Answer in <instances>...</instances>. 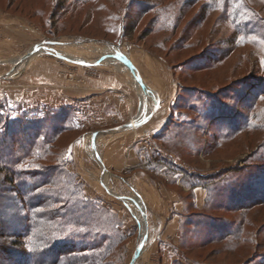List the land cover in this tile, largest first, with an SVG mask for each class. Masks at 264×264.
Here are the masks:
<instances>
[{
    "label": "rangeland",
    "instance_id": "374dc122",
    "mask_svg": "<svg viewBox=\"0 0 264 264\" xmlns=\"http://www.w3.org/2000/svg\"><path fill=\"white\" fill-rule=\"evenodd\" d=\"M247 1L264 16V4ZM211 7L204 0H0V119L9 126L0 152L10 159L13 170L27 172L15 182L17 188L3 183L0 187V243L5 249H0V264L27 261L19 260L23 247L12 242L23 236L30 223L36 221L44 233L61 226L54 235L67 234L60 232L74 223L69 208L80 201L79 196L92 205L88 212L99 207L101 218H111L113 225L105 220L102 225L91 222L89 231L87 226L72 227L70 235L84 241V246H99L96 252L114 247L105 253L104 264H130L144 233L142 212L129 201L137 193L149 228L135 264H264V202L250 206L246 200L242 211L228 202L235 195H245L244 189L256 188L252 180H236L246 171L257 172L256 166L264 163L260 158L264 154V55L254 46L241 47L230 22ZM45 41L58 44L42 45ZM39 44L34 55L19 61ZM117 51L133 63L146 90ZM200 57L207 66L192 69ZM143 95L151 108L147 115L152 116L157 105L156 113L163 109L161 116L167 123H157L163 125L158 129L154 125L101 134L96 150L102 160L108 145L124 137L132 142L127 149L141 157L139 165L134 162L123 169L104 163L105 171L96 159L92 135L131 122L139 115L136 104L144 105ZM211 112L217 119L205 123L199 114ZM253 112L260 119L248 131L222 138L228 124L241 123ZM171 116L173 130L165 143L159 134ZM192 121L198 129L189 135L184 128ZM27 130L34 131L33 139L40 145L22 153L18 147L22 140L12 144L11 137L18 140ZM191 174L216 183L222 191L218 197L222 208L194 218L211 222L192 231L203 232L202 238L209 240L193 242L197 246L189 248L182 245L183 230L175 224H181L184 213L200 214L184 211L192 191L196 208L204 207L197 206L196 188L183 182ZM198 187L206 191V203L208 190ZM258 192L263 194V188ZM50 214L54 224H49ZM240 217L246 221L242 226L250 241L229 251L226 223ZM67 222L71 225L64 226ZM214 225L223 226L222 231L215 234ZM166 232L171 236L162 240ZM101 233L108 239H102ZM117 233L126 236L121 244ZM152 234H159L162 244ZM50 260V255L42 258Z\"/></svg>",
    "mask_w": 264,
    "mask_h": 264
},
{
    "label": "trees",
    "instance_id": "16d2710c",
    "mask_svg": "<svg viewBox=\"0 0 264 264\" xmlns=\"http://www.w3.org/2000/svg\"><path fill=\"white\" fill-rule=\"evenodd\" d=\"M259 1L262 4H264V0H259ZM204 3H207V6H209V9L212 6L211 7L212 9H214L215 11H219L222 16H225V18L230 22L231 26L233 27L235 36L238 37L237 41L240 42L241 47H246V46L253 47L254 46L257 49L261 50V53L263 52V55H264V16L261 14L259 10L251 6L247 0H204ZM256 4L258 3L256 2ZM142 7L145 8L147 6H144L142 4ZM156 7L157 5L151 8H156ZM261 58L263 59L264 57H261ZM199 61H200L199 64H193L191 68L200 69L202 68V66H204V68L207 66L205 64L203 57H200ZM257 84L262 85V83L260 82H258ZM262 96H263V92H262ZM219 109L220 108L217 107V111H219ZM213 112L209 114L204 113V114H199V115L205 121V123H208L207 121H215L217 119L214 116ZM63 117L66 118V115ZM172 119L174 120L173 116H171L170 121L163 129L164 132H161L159 134V136L162 137L163 140H165L164 141L165 143L170 138L168 137V134L171 132L170 130L172 129L170 127L171 126L170 124L172 123L171 122ZM222 119L223 118L219 119L218 125L223 124ZM258 119H260L258 114L256 112H253L248 119L242 121L241 123H238L235 121L231 125L228 124L229 129L222 134V138L226 140V139L233 137L234 135L237 136L238 133H243L245 131H248L251 128L252 123ZM0 121H1L0 122L1 123L0 124L1 126L0 142L4 144L7 142L8 137H9V134H8L9 126H7V123L2 122L1 119ZM28 124H31V123H28ZM188 125H189L187 127L188 129L184 128V130L187 133H189V135L194 133L193 129H198L194 125V121L190 122ZM179 128L181 129V127ZM33 132L34 131L28 132V130L26 132L24 131L23 133L17 136L18 140H16L14 137H11L10 143L17 144V142L22 140L21 142L18 143L20 145L18 146L20 148V151H22V153H26V150H28L31 147L33 151L35 147L37 148L40 145V144H37L38 139H33L34 137L32 134ZM45 137L46 136L44 135V138ZM44 152L48 153V149L47 150L44 149ZM3 157L4 156H2L0 152V177H1L0 187L3 183V184H6L7 186L9 184L10 186L17 188V183L15 182L18 180H22L24 175L27 174V172L24 170H13L9 165L10 159L7 160V159H4ZM260 158L263 159V162H264V154H262ZM21 161H22V157L20 156V153H18L16 163L19 164ZM256 170L257 172H250L251 170L246 171L245 174H243L242 176H239L236 180V181L241 182L243 179H247L248 181L252 180L253 182L257 184L255 189L249 188V191L247 189H244V193H246L245 195L243 194L239 196L235 195L234 198L228 199L230 200L228 201L229 203H231L232 201L234 202L233 205L237 206L235 208L237 211L245 210L243 208H246V207H243L242 204H244L246 200H250V206L257 205L259 203L264 202V193L262 194L261 192H258V190L262 188L264 191V163L260 164L259 166H256L255 171ZM2 179H5V181H2ZM194 180L195 182H192ZM44 181L47 183L48 180L44 179ZM209 181H206L204 178L196 177V175L194 174H191L188 178H185L183 180V182L189 185L190 188L194 189L198 186H203L208 190V198H207V201L203 209L196 208V206L194 205V200H191V198H194L195 196L193 191L191 192L193 196L189 194L191 197L190 201H188L187 204H185V209H184L185 212L186 211L188 212L189 210H194L200 213V214H196L195 212V213L190 214L188 212L189 214L188 213L182 214V218H181L182 220L180 224V227L183 230L182 245H189V248L197 246V244H193V242L198 243V242H203V241L205 242L209 240L207 236H205L204 239L202 238L203 232L196 231L197 232L196 233L192 231L194 229L197 230L198 227L201 225L207 228V226H209L211 222L209 223L203 220H196L194 218L198 216L202 217L203 215L211 211H214L217 208L218 209L222 208L220 205L221 203L219 204L218 202L219 194H221L222 191L216 189V186H217L216 183H213V182L211 183ZM22 185L23 183L20 184V187L18 188L19 191L23 188ZM223 191H225V188ZM228 191L229 189L226 191L227 195H228ZM79 198H80L79 199L80 201L73 204V206L69 208V215L74 214V219L72 221L74 223H72L71 227H67L66 229L60 232V233H67V234L62 235V236H58L57 234L54 235V233L59 231L58 229L60 230L63 229V227L61 226H56L55 228L49 227L50 229H48V231L44 233L41 231V229L38 230V225H36L37 224L36 221L33 222V224L30 223L27 225V229L25 230V233L23 234V236L21 237V235H18L17 238L14 239L12 242L15 246L19 248L23 247L22 253H19L18 255L19 260L24 261L26 258H28L26 259L27 263L25 262L24 264H100V263L104 264L103 261H105L104 259L105 253L112 252L114 247L109 246L110 248L105 251L96 252L94 249L95 248L97 249V247L99 246L97 247H89L86 245L84 246L83 244L84 241H79V239H77L76 237L73 238L70 235L71 233L70 228L72 227L86 228L87 226V230L89 231L90 229L88 228L91 222H93V224H96V225L98 224L102 225L103 223H105V221H107L108 224H112V220L111 218L102 219L101 216H103V214L101 210L99 209V207L97 206H95V208H93L91 212H88L89 208H91L92 205L88 206L87 201L84 200L82 196H79ZM39 216L40 218L44 217L42 216V214H40ZM51 219H54V217L51 216L50 214L49 221H51ZM243 222L246 223V221H244V217L242 218L240 217V219L237 220L236 222H233V224L229 222L226 223V224H229L228 226L229 229L227 230L226 233H228V235H230V238H231V240L229 241V244L227 245L228 246L227 248L229 249V251H232V249L235 250L239 248L240 246H243L244 244H246V242L250 241V239L247 236H245L246 231L245 229H243L244 227L242 226ZM49 224H54V223L51 221L49 222ZM69 225H71V222L64 223V226H69ZM214 227L217 229L214 232L216 234L217 232L220 233L222 231L221 228L223 226L217 228V226L214 225ZM214 233L212 234L214 235ZM117 234H118L117 238L119 240V243L121 244L124 241V238H126V236L121 235V233L120 234L117 233ZM14 236H10V237H14ZM101 237L102 239L104 238L107 240L109 236L101 233ZM0 249H2L1 243H0ZM3 251H5V249ZM90 251H93V252H90ZM46 255L51 256V260L49 262L42 261V258ZM29 257H31V259H29ZM194 261H199V260L195 259Z\"/></svg>",
    "mask_w": 264,
    "mask_h": 264
},
{
    "label": "crops",
    "instance_id": "0c3cea01",
    "mask_svg": "<svg viewBox=\"0 0 264 264\" xmlns=\"http://www.w3.org/2000/svg\"><path fill=\"white\" fill-rule=\"evenodd\" d=\"M72 60L74 59V58H71ZM75 60H78V61H80V62H85L82 58H79V57H77V58H75ZM86 63V62H85ZM88 65H90V64H88ZM137 73V72H136ZM132 75H133V73H132ZM154 94H155V92H154ZM143 97H144V105H143V107H142V105L141 104H136V108L137 109H140V111H138L139 112V115L136 117V118H134L132 121H138V122H140V121H142V120H144V118H146L148 115H147V113L149 112V111H151V108H150V106L148 105V103L146 102V100H145V98H146V96L145 95H143ZM158 100H159V95H157V93H156V101L158 102ZM159 105V104H158ZM131 107H133L134 108V105L133 106H131ZM155 107H157V108H159V106H157V105H155L154 106V108ZM163 109H161V111H162ZM158 111V110H157ZM160 111V114L159 113H156V112H153V114H152V116H150L149 117V120L147 121V122H145L144 124H142V125H140L139 127H137V128H133V129H141V127H143V129H146L147 130V128H146V126H148V127H150V128H152V127H154V125H156V127H157V123H159V122H165L164 121V118L161 116L162 115V112ZM144 113V114H143ZM156 113V114H155ZM159 114V115H158ZM168 120V119H167ZM131 121V122H132ZM129 122H127V123H125V124H128ZM165 123H167V121L165 122ZM125 124H123V125H125ZM122 125V126H123ZM122 126H119V127H122ZM163 126V125H162ZM161 126V127H162ZM160 126H158L156 129H158ZM160 127V128H161ZM116 128H118V127H116ZM114 129V128H113ZM133 129H125V130H119V131H110V132H108V133H105L106 131L105 130H103V131H101V133L98 135V137L101 135V134H109V133H120V132H125V133H129L130 131H133ZM109 130H112V129H109ZM97 137V138H98ZM126 137H128V136H126ZM132 145V142H129L128 141V138H125L124 137V140L123 141H121V142H112V143H110V145H108V148L107 149H105V152H104V155L102 156L103 157V161H104V163H105V166H109L111 169H123V168H127V167H129L131 164H133L134 162H135V164H136V162H137V164L139 165L140 164V158L141 157H139L140 155H139V153L137 154V151L136 152H134V150L133 149H127V148H129L130 146ZM108 155H112V157H111V160H110V162H109V159H108ZM114 163V164H113ZM111 164V165H110ZM137 166V165H136ZM107 178V177H106ZM104 183H105V185L106 186H108V180L106 179L105 181H104ZM195 193H196V198H197V206L198 207H203L204 206V203H205V194H206V191L202 188V187H196V189H195ZM137 195H138V193H137ZM137 195H136V197L132 200V199H130L129 201L130 202H139L142 206H143V203H142V200H140L138 197H137ZM143 208H144V206H143ZM181 208L179 207L178 209H176V211H179ZM141 210V209H140ZM142 211V210H141ZM181 219V218H180ZM143 222V221H142ZM148 223H149V221H148ZM177 225V230L179 229V227H180V222H178V224H175V226ZM168 230V229H167ZM171 236V234L169 233V232H166V233H164L163 235H162V240H166L168 237H170ZM152 237L154 238V240L155 241H159V243L160 244H162V242H161V240H160V235L159 234H157V235H155V237L153 236V234H152ZM164 237V238H163ZM166 238V239H165ZM157 241V242H158ZM166 244V243H165ZM158 251H159V249L158 248H156Z\"/></svg>",
    "mask_w": 264,
    "mask_h": 264
},
{
    "label": "water",
    "instance_id": "95a60500",
    "mask_svg": "<svg viewBox=\"0 0 264 264\" xmlns=\"http://www.w3.org/2000/svg\"><path fill=\"white\" fill-rule=\"evenodd\" d=\"M57 42H53V41H45L42 45H49V46H54L57 45ZM41 46V44L33 47L25 56H23L22 58L19 59V61H23L29 57H31L33 55L34 52H36V50ZM118 56L120 57V60H122L129 68V70L133 73V77L134 79L137 80V82L140 84V86L146 90V84L143 82V79L141 77H139V75L135 72V67L133 65V63L127 58V56H125L123 53L117 51ZM83 63V62H82ZM87 64V63H84ZM157 107L154 108V112H156ZM153 113V112H152ZM151 116V113L148 114V116L146 118H144V120L138 122V121H132L129 122L128 124L123 125L122 127H118V128H114L112 130H105V133H108L110 131H119V130H125V129H133V128H137L140 125L144 124L145 122H147L149 120V117ZM101 132H94V134L92 135V144H93V150L95 152L96 155V159L98 160V162L101 164L102 168L107 171V169L104 166V162L102 160V158L99 156L97 150H96V139L98 137V135ZM105 185V184H104ZM105 187L107 188V186L105 185ZM110 193L114 194L113 192H111L109 190ZM137 197L140 199V196L137 195ZM123 200H126L127 198L125 197H121ZM134 199V198H133ZM132 199V200H133ZM141 200V199H140ZM143 203V202H142ZM144 206V204H143ZM142 212V216H143V228H144V233H143V237H142V241H141V245L135 250L132 260L130 262V264H135V262L137 261V259L139 258L140 254L142 253L143 250V246L145 245L147 239H148V218H147V214H146V209L144 206V209L141 211Z\"/></svg>",
    "mask_w": 264,
    "mask_h": 264
},
{
    "label": "bare ground",
    "instance_id": "6f19581e",
    "mask_svg": "<svg viewBox=\"0 0 264 264\" xmlns=\"http://www.w3.org/2000/svg\"><path fill=\"white\" fill-rule=\"evenodd\" d=\"M35 54V53H34ZM33 54V55H34ZM134 204H137V206L141 209V210H143L144 208H143V206L139 203V202H133Z\"/></svg>",
    "mask_w": 264,
    "mask_h": 264
}]
</instances>
